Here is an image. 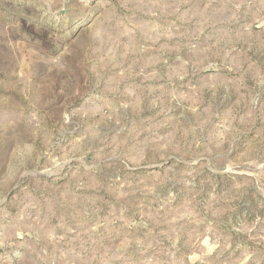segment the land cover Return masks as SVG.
<instances>
[{"label":"rangeland","instance_id":"obj_1","mask_svg":"<svg viewBox=\"0 0 264 264\" xmlns=\"http://www.w3.org/2000/svg\"><path fill=\"white\" fill-rule=\"evenodd\" d=\"M0 264H264V0H0Z\"/></svg>","mask_w":264,"mask_h":264}]
</instances>
